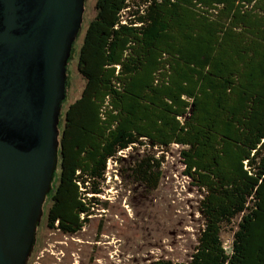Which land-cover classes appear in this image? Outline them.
Wrapping results in <instances>:
<instances>
[{"label": "trees", "instance_id": "obj_1", "mask_svg": "<svg viewBox=\"0 0 264 264\" xmlns=\"http://www.w3.org/2000/svg\"><path fill=\"white\" fill-rule=\"evenodd\" d=\"M76 69L45 228L77 234L127 148L142 149L129 176L155 190L175 144L202 225L187 262L148 264H264V0H95Z\"/></svg>", "mask_w": 264, "mask_h": 264}, {"label": "water", "instance_id": "obj_2", "mask_svg": "<svg viewBox=\"0 0 264 264\" xmlns=\"http://www.w3.org/2000/svg\"><path fill=\"white\" fill-rule=\"evenodd\" d=\"M84 0H0V264H26L59 161Z\"/></svg>", "mask_w": 264, "mask_h": 264}, {"label": "rangeland", "instance_id": "obj_3", "mask_svg": "<svg viewBox=\"0 0 264 264\" xmlns=\"http://www.w3.org/2000/svg\"><path fill=\"white\" fill-rule=\"evenodd\" d=\"M94 14L95 0H84L81 26L65 65L66 96L59 123L84 85L76 69L77 53ZM180 149L173 144L164 153L162 177L155 190L134 181L127 170L142 155V149L131 147L119 152L116 164L114 160L107 163L103 193L98 196L103 205L95 206L87 224L75 235L42 228V250L33 264H148L158 259L187 262L202 225L198 211L202 195L183 174ZM160 154L156 152V157ZM46 204L47 197L43 213ZM221 237L225 247L230 246L232 231L224 230Z\"/></svg>", "mask_w": 264, "mask_h": 264}, {"label": "flooded vegetation", "instance_id": "obj_4", "mask_svg": "<svg viewBox=\"0 0 264 264\" xmlns=\"http://www.w3.org/2000/svg\"><path fill=\"white\" fill-rule=\"evenodd\" d=\"M45 227V224L44 222H39V224L37 225V228H36V235H35V242L33 244V248H32V251L27 259V262L26 264H33L35 261V258L38 257V252H40L42 250V239H41V235H40V230L42 228ZM52 231V230H51ZM46 250V249H44ZM48 253H50L51 255H54V252H50V250L48 249L47 250ZM43 256V255H41Z\"/></svg>", "mask_w": 264, "mask_h": 264}, {"label": "built area", "instance_id": "obj_5", "mask_svg": "<svg viewBox=\"0 0 264 264\" xmlns=\"http://www.w3.org/2000/svg\"><path fill=\"white\" fill-rule=\"evenodd\" d=\"M120 152H122V151H120ZM119 154H120V153H119ZM111 160H114V162H115V164H116V161H117L116 159H109V161H111ZM228 248H230V246L225 247V245H224V249H225L226 251H229Z\"/></svg>", "mask_w": 264, "mask_h": 264}]
</instances>
